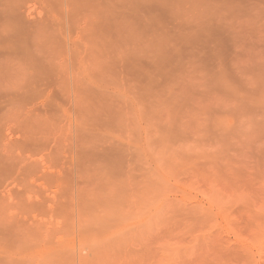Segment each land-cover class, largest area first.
<instances>
[{
  "label": "rangeland",
  "instance_id": "374dc122",
  "mask_svg": "<svg viewBox=\"0 0 264 264\" xmlns=\"http://www.w3.org/2000/svg\"><path fill=\"white\" fill-rule=\"evenodd\" d=\"M15 1L0 264H264V0Z\"/></svg>",
  "mask_w": 264,
  "mask_h": 264
},
{
  "label": "bare ground",
  "instance_id": "6f19581e",
  "mask_svg": "<svg viewBox=\"0 0 264 264\" xmlns=\"http://www.w3.org/2000/svg\"><path fill=\"white\" fill-rule=\"evenodd\" d=\"M4 1H5V0H4ZM6 1H7V0H6ZM8 1H10V0H8ZM64 1H65V0H64ZM69 1H70V2H69ZM81 1H82V2H81ZM81 1H80L81 4H82V3L84 4V3L86 2V0H85V1H84V0H81ZM83 1H84V2H83ZM12 2H13V0H12ZM12 2L10 1V6H11V7H10V6H7V5L9 4V2H6V3H8V4H5L4 2H2L4 5H6V8H7V9H10V10H11V12H10V11L7 10L6 8H4V7H5L4 5H3L4 7H2V5L0 6V7L3 8V10L5 9V10L2 12V8H1L0 13H1V12L3 13V14L1 13V15L3 16L4 14H5V15L7 14V16H3L4 18H5V17H6V18H8V17L11 18V16L14 18V16H19V15H21V14L23 13L24 10L22 9V13H21V14H20V13L18 14L17 11H18L19 9H21V8L17 9V8H18V7H17V4H16L17 2H16L15 0H14V5H15V6H14V5H13V6L11 5V4H13ZM15 2H16V3H15ZM65 2H69V3H70V4L67 3V7L70 5V7H69V10H70V11H73V13H76V12H77V10H78L77 3L79 2V0H68V1H65ZM86 3H87V2H86ZM0 4H1V3H0ZM68 4H69V5H68ZM87 5H89V4L87 3ZM12 7H14V8L11 9ZM72 7H74L75 9L72 8ZM14 9H17V10H14ZM67 10H68V8H67ZM12 11H13V13H12ZM5 12H7V13H5ZM8 12H10V13H12V14H10V13H8ZM14 12H16L18 15H15L16 13H14ZM19 12H21V11L19 10ZM8 14H9V16H8ZM13 14H14V16H13ZM6 18H5L4 21H7ZM10 18H8V20H9ZM13 18H12V19H13ZM12 19H11L12 23H13V21H14V23H15V22H16V17L14 18V20H12ZM17 19H18L19 21H21V19H20L19 17H18ZM11 21L9 20L8 22H11ZM12 23H11V24H12ZM15 25H16V23H15Z\"/></svg>",
  "mask_w": 264,
  "mask_h": 264
}]
</instances>
